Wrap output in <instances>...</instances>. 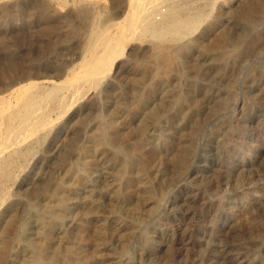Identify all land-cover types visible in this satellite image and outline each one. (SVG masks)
Segmentation results:
<instances>
[{
  "label": "rangeland",
  "instance_id": "1",
  "mask_svg": "<svg viewBox=\"0 0 264 264\" xmlns=\"http://www.w3.org/2000/svg\"><path fill=\"white\" fill-rule=\"evenodd\" d=\"M15 1L0 0V10L11 5L16 18ZM102 1L101 17L109 18L114 6ZM206 2H213L211 11L176 42L169 62L159 61L160 52L138 56L146 61L145 83L123 86L126 75L112 72L105 80L112 91L101 84L90 90L93 110L62 165L51 162L81 119L78 102L21 160L0 203V264H264V0ZM246 9L255 11L252 25ZM15 21L13 31L1 27L14 49L0 52L1 64L35 59L46 48L19 37ZM5 22L0 14V25ZM133 96L142 101L139 108ZM112 120L124 126L113 128ZM95 135L105 141L102 150L84 153ZM129 149L136 169L147 171L140 180L128 168ZM46 169L48 193L30 197ZM145 184L152 195L137 208L133 190Z\"/></svg>",
  "mask_w": 264,
  "mask_h": 264
},
{
  "label": "bare ground",
  "instance_id": "2",
  "mask_svg": "<svg viewBox=\"0 0 264 264\" xmlns=\"http://www.w3.org/2000/svg\"><path fill=\"white\" fill-rule=\"evenodd\" d=\"M101 1L19 0L12 5V7L16 6L17 11L20 12L16 18L12 15L10 4V7L1 8L0 14L6 22L4 26L0 25V31H2L1 27H8V29L11 28L10 31H13L11 25L15 20V22L20 21L21 24L18 26L20 30L16 32L17 35L20 34L19 37L22 38L30 37L36 43H42L46 48L41 49L42 53L37 51L39 56L35 59L26 61V58L21 57L17 61V59L11 58L0 63V203L9 193L8 185L15 180L14 177L21 166V160L33 152L34 145L41 138L43 139L44 135H48L46 133L53 125L54 119L64 115L78 102L77 107H79L81 119L77 121L74 133L70 134L71 136L63 142L62 151H59L60 155L57 154L59 157L53 163L51 162L55 165L54 167H58L70 157L77 146L76 141L80 128L86 125L84 124L85 120L90 116L91 109L93 110V96L96 94L92 96L90 90L95 91L101 84L103 92L112 91L109 82L105 83L112 72L115 76L125 77L123 75H126L124 83H121L123 86H129L132 83H145L148 74L145 76L142 67L146 66L143 65L146 61L140 64L141 59L138 56L142 58L143 54H153L158 58L159 55L156 56L155 53L160 52L164 55L162 58L160 57L159 61H163L165 56L164 62L167 59L169 62L171 54H174H170V52L177 44L176 42L187 37L186 34L197 30L196 28L207 15V9L209 11L213 7L209 5H213L214 2L209 4V1L206 2L207 0H111L115 9L114 13L109 18L102 19L103 15L100 10L104 11L105 1ZM74 3H76L75 9L64 10L66 5H74ZM207 4H209V8H207ZM252 11L246 9L244 12L246 23L251 25L255 23V20L251 19V13L255 12ZM76 19L79 23L75 25ZM249 20L250 22H247ZM71 22L75 23L71 25ZM62 30L63 33H61ZM249 31L251 32V30ZM5 39L6 37L0 34V52H13L14 49L4 42ZM59 43H63V45ZM144 43L149 45H144ZM137 46H142L139 53H137ZM146 46H150V48L145 49ZM31 55L33 56L32 52ZM124 55H126V59L120 61ZM75 57L78 60L72 64L71 59ZM143 59L145 60L144 57ZM166 68L168 67L166 66ZM261 92L264 94V82ZM178 97L180 98V95ZM130 102L134 107L139 108L142 105V101L135 96L130 98ZM179 104L181 103L179 102ZM125 113V109L121 108L116 112V115L119 114V118H123ZM115 120L110 122L113 128L114 126L119 128L124 126V121L117 123ZM147 124L148 122L144 124V127L147 128ZM97 137L99 136L92 137L89 141L90 145L82 148L84 153L102 150L105 141L103 138L97 139ZM126 155L129 157L128 168L133 165L132 176L136 180H140V176L147 171L136 169L135 162L131 159L132 150H127ZM49 172L48 169L45 175L37 183L35 182V186L30 191V197L38 198L42 194L48 193L52 182V175L50 176ZM109 176L111 180L109 177H106V180L111 183L112 175ZM149 188L151 187L145 184L143 188L133 190L132 197L136 199L137 208L144 206L149 200L152 195V189ZM215 188L216 186L213 189ZM86 212L89 214V209ZM127 229L131 231L133 224L130 223ZM107 257L109 259L116 258L111 253ZM242 261L239 262L242 263Z\"/></svg>",
  "mask_w": 264,
  "mask_h": 264
}]
</instances>
